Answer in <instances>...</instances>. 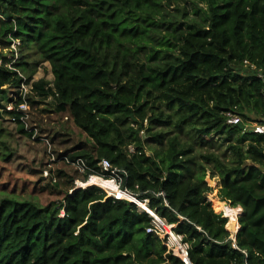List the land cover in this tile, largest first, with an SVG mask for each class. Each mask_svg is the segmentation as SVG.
<instances>
[{
	"label": "trees",
	"instance_id": "1",
	"mask_svg": "<svg viewBox=\"0 0 264 264\" xmlns=\"http://www.w3.org/2000/svg\"><path fill=\"white\" fill-rule=\"evenodd\" d=\"M15 40L35 56L15 53ZM46 61L53 80L34 79ZM252 64L264 68V0H0V109L23 73L30 125L49 140L40 139L49 159L74 167L45 176L41 161L38 184L54 195L44 204L0 198V264H264V134L244 126L264 116ZM50 96L60 128L31 124L37 99ZM103 159L137 203L97 183L76 187L90 174L113 180L98 175L111 174ZM208 174L222 181L215 208H243L235 238L208 199ZM138 201L174 225L190 262L147 230L154 217Z\"/></svg>",
	"mask_w": 264,
	"mask_h": 264
},
{
	"label": "rangeland",
	"instance_id": "2",
	"mask_svg": "<svg viewBox=\"0 0 264 264\" xmlns=\"http://www.w3.org/2000/svg\"><path fill=\"white\" fill-rule=\"evenodd\" d=\"M21 44H22L21 41L15 40L10 47L15 51V53H18L20 51L19 46H22ZM22 47L24 48L23 51L25 52L26 55L30 53L29 51H32L30 50L31 48H29L28 45H24ZM32 54L33 55L29 54L30 58L31 57L33 58L35 56V52H33ZM44 65L49 69L45 70L44 69L45 66L44 67L39 66L35 71L33 77L34 79H39L45 76L47 79L52 81L54 75L50 68V63L46 61ZM52 99L53 98L51 96L48 98L39 97L37 99L39 101V104H37V106L33 109L34 121L31 124H35V122L36 123L39 122L40 117H43L45 119L44 122L45 126L49 128L50 127L60 128L62 119L57 113L53 111L55 106L52 102ZM0 112H1L0 114V198L6 194H10L22 199L28 198V199L37 200L43 204L48 202L54 195H50L48 192L42 191L40 184H38V181L41 179L42 176V174L40 173V169L42 167V165L40 166L41 161L42 160L48 161L49 166L43 169V175L45 176H46L45 169H49L50 171V169L52 168L54 169L58 166H62L72 172L74 171V167L59 162L54 163L51 160L54 158V155H51V158L49 159L48 153L50 151H47V149L45 148V143L42 140L35 137L31 138L28 136V134L21 133L18 129L19 123L15 118V116L7 112L4 108H1ZM256 117L257 116L254 114L253 118L257 119ZM255 123L256 120L246 119L244 126L247 129H252ZM213 135L216 136V140L218 141L219 144L223 143L222 141H224V139L222 138V134L215 132ZM143 137H147L146 132L144 131H143ZM207 147L210 146L209 145L205 146V148ZM224 147L225 144H223L220 147V151H223ZM211 149L218 150L217 147H211ZM9 152L13 153L11 158L5 157L6 154ZM120 176H121L120 174L115 175L114 173L109 175V177L107 178H111L113 179V181L120 182L121 181ZM207 180L209 184L212 186V190L208 193V199L211 200L215 211L219 213L221 210H218L219 208L217 207L215 208L213 200L222 199V197L219 195L220 188L222 186L221 177L219 175L212 177L211 174H208ZM103 189L106 191L107 195H111L110 192H108L105 188ZM121 198H127L133 200L128 197H121ZM225 202H229V201L224 200V203ZM234 216H237V214L235 213ZM228 217H229L228 222L229 225H231L230 226L231 229L228 227L227 228L230 229L232 234H235L237 228L233 227L234 225L233 223L236 224L237 222L238 225V219L235 218L236 221H233L230 220L231 215H229ZM173 226H174L173 224L168 223L167 226L163 228V231L161 232V236L165 237L166 235H168V237L166 238V244L169 246L170 249L175 250V252L183 256L184 252L182 251L183 248L182 244H185V242H183L182 240V235H180L181 237H179V239H175L174 237H172L170 230L173 229ZM186 245H188V243H186Z\"/></svg>",
	"mask_w": 264,
	"mask_h": 264
},
{
	"label": "built area",
	"instance_id": "3",
	"mask_svg": "<svg viewBox=\"0 0 264 264\" xmlns=\"http://www.w3.org/2000/svg\"><path fill=\"white\" fill-rule=\"evenodd\" d=\"M11 66V63L9 64ZM12 67V66H11ZM252 67H254L256 70H257V75L258 77L261 78L263 84H262V88H261V93H262V97H263V100H264V68L263 67H257L255 64H252ZM21 76H23V81L21 82V85L18 89L17 92H11V97L12 100H10L7 104H6V110L10 111L9 113L12 114V112H17L19 117H20V120L22 123H24L25 127L28 129V130H35L34 131V134L33 136L35 138H38V139H45L48 143H49V140L47 138H44V137H41L39 135H37V130L36 128H34V126H31L30 125V118H31V104L28 100V94L29 92L32 91V82H29L26 78V76L19 72ZM22 98V99H21ZM21 99V100H20ZM14 115V114H13ZM242 121V118L240 115H237V114H233V113H229V118H228V122L229 123H238V122H241ZM255 132H258V133H261V134H264V116L262 118V120L260 122H256L252 128ZM40 137V138H39ZM49 146H50V143H49ZM131 149H133L131 147ZM51 155H54V154H51ZM64 159L68 160V162H71L73 163L76 167H78L81 171H85L86 169V165L84 163V161L81 159V158H78L77 160L75 161H72L70 160V158H68L67 156H63ZM52 161H55L56 160V155H54V158L51 159ZM100 165H101V168H102V171H108L110 172L111 174H114L115 175H119L118 173V168L117 167H114L113 164L107 160V159H103L101 162H100ZM126 172V171H125ZM45 174L46 176H48L50 174V171L49 169H45ZM109 174V175H111ZM93 174H90L88 179L92 176ZM97 175V173L95 174ZM98 175H101V176H105V177H109V175L107 174H98ZM88 179L86 180L88 182ZM120 179L121 181L120 182H117L119 184V186L121 187V183H122V180H123V177L120 176ZM80 180L82 179H76L75 180V183H76V187H86V185L84 183H82ZM84 181V180H83ZM87 185H92V184H87ZM122 188V187H121ZM114 196V195H112ZM115 197H118V196H115ZM118 198H121V197H118ZM228 203V202H227ZM230 204V203H229ZM231 205V204H230ZM235 208H239V212H237V216H240L243 212V209L241 206H237ZM219 213L222 214V216H225L227 217V215H225V211L224 210H221ZM62 215H64V211H62ZM149 232H157L159 234H161V232L163 231V227L161 226V224L156 221L154 218H153V224L151 226L148 227L147 229ZM175 251V250H174ZM176 254H179L177 252H175ZM186 254H187V257H188V245H186ZM180 255V254H179ZM183 259H185L186 261H188L186 258H184V256L180 255ZM189 258V257H188ZM190 262V259L189 261Z\"/></svg>",
	"mask_w": 264,
	"mask_h": 264
},
{
	"label": "bare ground",
	"instance_id": "4",
	"mask_svg": "<svg viewBox=\"0 0 264 264\" xmlns=\"http://www.w3.org/2000/svg\"><path fill=\"white\" fill-rule=\"evenodd\" d=\"M88 183L89 184L90 183H97V184L101 185L108 192H110L111 195L135 199L134 197H132L131 194H129V192L127 190H122L116 181L105 180L99 176L94 175V176L89 178ZM138 205L143 209H147L150 212V214L155 218V220L161 224V226L163 228H165V226H167L166 219L164 217L156 214L153 210H151L146 202L138 201ZM217 207L218 208L221 207V210L225 211V215H227V216L231 215L230 220L236 221L235 218L238 219V217L234 216V214L235 213L237 214V212H239V209L232 207L229 203H227V202H225V203L223 202L222 204L217 203ZM233 224H234L233 227L237 228V222H236V224L235 223H233ZM170 233H171L172 237H174L175 239H179V237H181L179 234H177L176 232H174L172 230H170Z\"/></svg>",
	"mask_w": 264,
	"mask_h": 264
},
{
	"label": "crops",
	"instance_id": "5",
	"mask_svg": "<svg viewBox=\"0 0 264 264\" xmlns=\"http://www.w3.org/2000/svg\"><path fill=\"white\" fill-rule=\"evenodd\" d=\"M242 209H243V208H242ZM228 219H229V217H228ZM238 224H239V227H240L241 225H240V222H239V218H238ZM237 227H238V226H237ZM229 230H230V229H229ZM238 230H239V228H238ZM238 230L236 231V233L238 232ZM236 233H235V234H232V232H231L233 238H235Z\"/></svg>",
	"mask_w": 264,
	"mask_h": 264
},
{
	"label": "clouds",
	"instance_id": "6",
	"mask_svg": "<svg viewBox=\"0 0 264 264\" xmlns=\"http://www.w3.org/2000/svg\"><path fill=\"white\" fill-rule=\"evenodd\" d=\"M89 186H90V185H89ZM228 203H230V202H228ZM232 206H233V205H232ZM233 207L235 208V207H237V206H233ZM149 213H150V212H149ZM240 216H241V215H240ZM237 217L239 218V216H237ZM227 218H228V216H227ZM228 220H229V219H228Z\"/></svg>",
	"mask_w": 264,
	"mask_h": 264
},
{
	"label": "water",
	"instance_id": "7",
	"mask_svg": "<svg viewBox=\"0 0 264 264\" xmlns=\"http://www.w3.org/2000/svg\"><path fill=\"white\" fill-rule=\"evenodd\" d=\"M137 202V201H136Z\"/></svg>",
	"mask_w": 264,
	"mask_h": 264
}]
</instances>
